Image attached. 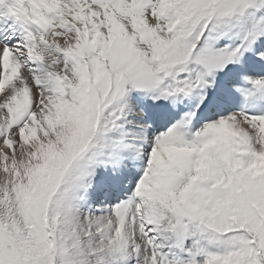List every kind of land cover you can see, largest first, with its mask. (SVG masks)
Returning a JSON list of instances; mask_svg holds the SVG:
<instances>
[{"label":"snow or ice","instance_id":"6c2138e0","mask_svg":"<svg viewBox=\"0 0 264 264\" xmlns=\"http://www.w3.org/2000/svg\"><path fill=\"white\" fill-rule=\"evenodd\" d=\"M0 264H264V0H0Z\"/></svg>","mask_w":264,"mask_h":264}]
</instances>
